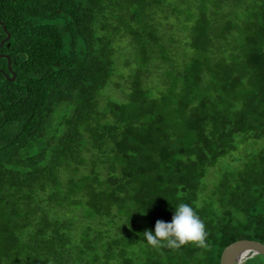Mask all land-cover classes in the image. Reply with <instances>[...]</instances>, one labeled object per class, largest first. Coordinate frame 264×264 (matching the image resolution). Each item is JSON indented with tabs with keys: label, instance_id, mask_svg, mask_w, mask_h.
<instances>
[{
	"label": "trees",
	"instance_id": "trees-1",
	"mask_svg": "<svg viewBox=\"0 0 264 264\" xmlns=\"http://www.w3.org/2000/svg\"><path fill=\"white\" fill-rule=\"evenodd\" d=\"M0 20V264L264 243V146L235 155L264 138V0H0Z\"/></svg>",
	"mask_w": 264,
	"mask_h": 264
},
{
	"label": "water",
	"instance_id": "water-1",
	"mask_svg": "<svg viewBox=\"0 0 264 264\" xmlns=\"http://www.w3.org/2000/svg\"><path fill=\"white\" fill-rule=\"evenodd\" d=\"M0 25H2L3 29L6 31V36L1 39L0 45L9 38L10 34L6 30L5 25L3 22L0 20ZM0 56H4L7 58V68L11 75H7L5 73V76L8 77L9 79L13 80L15 77L14 71L11 69V61L10 58L8 57L7 54L0 53ZM242 249L247 250V255L251 256L253 254L259 253L264 255V243L254 240V239H238L235 240L228 245H226L220 254V264H240L246 257L247 255L242 259H238L239 253Z\"/></svg>",
	"mask_w": 264,
	"mask_h": 264
},
{
	"label": "rangeland",
	"instance_id": "rangeland-1",
	"mask_svg": "<svg viewBox=\"0 0 264 264\" xmlns=\"http://www.w3.org/2000/svg\"><path fill=\"white\" fill-rule=\"evenodd\" d=\"M258 141H259V142H257V143H259V144L255 143L253 140L248 141L244 146L239 147V148L235 151V155L238 157V156L242 155V154H243L244 152H246V151H255V150H257L258 148L264 146V144H263V142H262V141H264V138L259 139ZM260 143H262V144H260ZM224 161H225L224 158L220 159V161H219L218 164L221 165V168H220L219 170L223 169V167H224ZM239 164H240L239 161H236V162H235V165H236V166H239ZM212 179H213V178H211V180H212ZM205 180H206V178L203 179V182H204ZM212 183H213V182H212ZM210 188H211V186L209 187V190H210ZM207 189H208V187H207Z\"/></svg>",
	"mask_w": 264,
	"mask_h": 264
},
{
	"label": "bare ground",
	"instance_id": "bare-ground-1",
	"mask_svg": "<svg viewBox=\"0 0 264 264\" xmlns=\"http://www.w3.org/2000/svg\"><path fill=\"white\" fill-rule=\"evenodd\" d=\"M247 254V250L242 249L239 253L238 259L242 260Z\"/></svg>",
	"mask_w": 264,
	"mask_h": 264
}]
</instances>
